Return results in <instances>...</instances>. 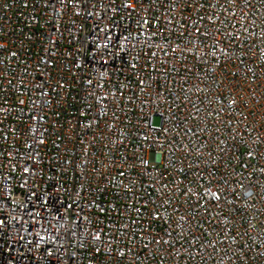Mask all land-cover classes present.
<instances>
[{
  "label": "built area",
  "instance_id": "built-area-1",
  "mask_svg": "<svg viewBox=\"0 0 264 264\" xmlns=\"http://www.w3.org/2000/svg\"><path fill=\"white\" fill-rule=\"evenodd\" d=\"M0 264H264V0H0Z\"/></svg>",
  "mask_w": 264,
  "mask_h": 264
},
{
  "label": "rangeland",
  "instance_id": "rangeland-1",
  "mask_svg": "<svg viewBox=\"0 0 264 264\" xmlns=\"http://www.w3.org/2000/svg\"><path fill=\"white\" fill-rule=\"evenodd\" d=\"M155 124H156V125H158V124H159V120H158V119H156V121H155Z\"/></svg>",
  "mask_w": 264,
  "mask_h": 264
}]
</instances>
